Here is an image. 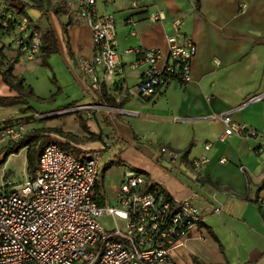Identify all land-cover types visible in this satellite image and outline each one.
Returning <instances> with one entry per match:
<instances>
[{
    "label": "crops",
    "instance_id": "obj_1",
    "mask_svg": "<svg viewBox=\"0 0 264 264\" xmlns=\"http://www.w3.org/2000/svg\"><path fill=\"white\" fill-rule=\"evenodd\" d=\"M73 6L49 4L44 11L36 9L37 16L27 7L35 26L56 34L59 51L48 57L49 65L42 50L28 58L15 33L4 35L0 44L15 61L14 74L23 76L37 97L48 99L57 93L54 77L61 85L53 102L36 103L35 110L61 112L69 104L74 105L69 108L103 104L100 109H82L90 131L101 134L99 138L79 128V108L68 113L74 119H62L81 129L77 133L84 140L68 143L81 157L106 144L111 148L103 150L108 161L119 149L114 157L123 161L120 177L112 165L102 181L103 195L96 192L98 199L114 203L125 170L144 171L170 195L194 199L199 205L201 221L194 236L172 252L179 264H264V147L253 137H224L221 119L230 114L264 135V99L250 101L264 93V0H200L199 7L195 0H145L138 8L132 7V0H114L112 6L100 0L101 11L116 14L119 54L126 68L123 79L106 82L114 105L90 89L89 78L79 69L78 59L92 58L95 51L88 22L77 13L69 15ZM156 10H163L165 19L150 20L149 12ZM178 18L197 45L192 79L184 84L172 81L154 96L141 95L136 86L142 69L131 66L138 58L134 48L161 49L160 63H165L167 36ZM6 39L9 43H3ZM0 95H14L2 79ZM5 108L9 107H0L2 114ZM209 142L211 160L196 171L193 160L205 154ZM163 147L177 152L178 158L171 159Z\"/></svg>",
    "mask_w": 264,
    "mask_h": 264
},
{
    "label": "built area",
    "instance_id": "obj_2",
    "mask_svg": "<svg viewBox=\"0 0 264 264\" xmlns=\"http://www.w3.org/2000/svg\"><path fill=\"white\" fill-rule=\"evenodd\" d=\"M103 1L109 6L114 3ZM144 1L132 0V7H141ZM99 2L45 0L54 8L74 4L69 15L77 13L91 27L95 54L92 58L80 57L78 66L94 91L111 78L123 79L126 71L119 54L116 14L101 11ZM165 17L163 10L149 12L148 16L154 22ZM173 25L174 32L167 36L165 63H160L161 49L134 48L138 58L131 66L142 69L136 86L141 95L154 96L172 81L184 84L192 79L197 45L183 32L180 18ZM34 26L14 7L0 4V34L15 33L30 59L41 52L44 42L42 30ZM263 99L264 93L253 95L250 101ZM102 107L96 103L78 108ZM221 119L226 126L224 137H253L261 139L264 147L263 134L250 130L230 114H223ZM25 133L23 123L0 122V145H15ZM212 145L207 143L205 154L193 160L196 171L210 162ZM162 152L171 159L178 158V153L168 147ZM108 157L101 149L77 157L57 142L44 146L37 160V176L18 188L0 190V264H179L172 252L194 236L201 221L198 203L170 195L146 172L133 168L125 170L114 203L100 202L95 185L100 160ZM104 216L114 218L113 228L102 224L99 218Z\"/></svg>",
    "mask_w": 264,
    "mask_h": 264
},
{
    "label": "rangeland",
    "instance_id": "obj_3",
    "mask_svg": "<svg viewBox=\"0 0 264 264\" xmlns=\"http://www.w3.org/2000/svg\"><path fill=\"white\" fill-rule=\"evenodd\" d=\"M29 1H30V4L33 5V2L31 0H29ZM1 3H4V1L0 0V4ZM28 7L31 10L30 13L33 16H37L36 12H35L37 8L31 7V6H28ZM45 18H46V16H44V18H42V20H41L42 25H45V21H44ZM2 39H3V36L0 35V41ZM3 43H9L8 39L3 41ZM7 55L9 56L7 47L5 45L1 47V44H0V79H2V74H1L2 70L6 67V64L9 62V60H11ZM26 65H27V63H26ZM26 65H24V66H26ZM52 81L54 82L53 79H52ZM2 82L4 83L3 79H2ZM57 85H59L61 87V85L58 83V81H57L56 86ZM59 94H57V95H59ZM34 96L36 98L35 97L30 98V103L32 104V106L35 105L36 103L47 102V101H43L40 97L38 98L35 94H34ZM48 103H51V102H48ZM13 108H14V110L11 107L5 108L4 110H2V111H4L3 114L0 112V115L2 114V116H0V122L2 124L23 123L26 127L25 136L30 135V134H36V133H38L41 136L42 142L39 143L34 148L35 149L34 150L35 159H37L38 149H40V150L43 149L44 146L49 144L50 140H56V142L58 144H60L66 151L74 153L77 157H81L79 154V151L76 148L68 146L69 145L68 143H71L70 141H75V138L79 142H82L84 140L83 134H81L83 131H81L79 133L81 135H78L77 131L81 130L83 128L80 124L78 126L81 129H79V128L77 129V127L75 129V127H74L75 125H73L71 121H63V120L74 119V115L68 114V113L72 112V110L75 111V109H78V107L77 108L76 107L75 108H68V109L62 108V109H60L61 112L55 111V112H49V113L48 112L44 113L40 110H34V111H31L28 113H21L19 111V105L13 106ZM3 117H5V118H3ZM56 118H58V119H56ZM1 119H3V120H1ZM11 119H15V121L14 122L12 121V123H11L10 122ZM51 124H54L55 126H52ZM74 124H76V123H74ZM55 128L60 129L64 133H66V131L70 128L72 131L69 132V134H72L75 138H72V137L69 138V137L63 136L61 134H59L60 137H58L55 135V133L51 132ZM109 144H111V143H109ZM9 146H11V144H9V143H3L0 145V159H2L4 157ZM109 146H107L105 144V146L98 147V148H100L101 150L110 151L111 148ZM95 149L96 148H92V150H95ZM117 150L118 151H116L115 154L119 155V153H118L119 149H117ZM116 155H114V156H116ZM114 156L111 157L108 161H106L104 158H101L99 168H100V171H103L105 166H107L109 164L116 165L114 168V172H116L117 177H120V169L118 168V166L121 165L123 163V161H121V159L120 160L117 159ZM28 164H29L28 147L22 148L18 153L10 154L7 157L6 161L3 164H0V190L7 189V188H18L21 185H23L26 181H28L29 179L36 177L37 176V166L35 167V169L33 171H29L28 170ZM99 219L106 228H113L115 226V220L113 217L104 216V217H100ZM117 220L119 222L122 221L120 218H118Z\"/></svg>",
    "mask_w": 264,
    "mask_h": 264
},
{
    "label": "trees",
    "instance_id": "obj_4",
    "mask_svg": "<svg viewBox=\"0 0 264 264\" xmlns=\"http://www.w3.org/2000/svg\"><path fill=\"white\" fill-rule=\"evenodd\" d=\"M3 1L8 6L14 7L17 10V12L26 15L30 20H31L30 15L27 12L28 6L35 7L37 9L44 11L47 8V5H49V4L45 3V0H31L33 2V5H31L28 2L23 1V0H3ZM195 2H196L197 7H199L200 6V0H195ZM34 27L36 29H39V27H37V26H34ZM7 34H10V33L4 32L0 35L4 36ZM43 39H44V42L42 45V51L45 52L44 63H45V65H49L48 57L52 53H56L59 51L58 40H57L55 32L52 29H49V30L43 32ZM14 64H15V61L13 59L9 60V62L6 64V67L2 70V73H1L4 83L14 92V95H10V96L0 95V107H12V106L19 105V111L21 113H28V112L34 111L35 109L30 103V98L35 97L33 87L32 86H25V84H24L25 78L21 75L14 74ZM53 80L57 84V80L55 77L53 78ZM57 87H58V91L52 97H50L48 99H43V98H41V99L43 101H47V102L54 101L56 95L61 92V87L59 85H57ZM98 95L103 100V102L114 105V101H113L112 96H110L107 93L106 83L102 84L101 89L98 91ZM120 105H122V104H120ZM69 107H74V105L69 104V105L64 106V108H69ZM76 113L79 117L80 124H81L82 128L85 130V132L92 134V137H98L99 138L101 136V134H96V133H93L90 131L88 123L82 114V109L76 110ZM12 121L14 122L15 119L10 120L11 123H12ZM51 132H55V133L61 134L63 136H67L69 138H71V137L75 138L72 134L64 133L60 129H57V128H55ZM41 142H42V139L38 133L24 136L15 145H11L8 147L7 152L5 153L4 157L2 159H0V164H3L10 154L18 153L22 148L28 147V159H29L28 170L33 171L35 169V167L37 166V160H38V157H39L41 150H42V149L41 150L38 149L39 155L37 154V159H35V153H34L35 149L34 148H35V146H37ZM52 142H56V140H50L49 143H52ZM111 166H112L111 164L105 166L104 170L99 173V177H98L96 185H95V189H96V192L98 193V195H103L102 194L103 193L102 181H103V178L105 177V172ZM156 185L160 188H163L161 185H159L157 183H156Z\"/></svg>",
    "mask_w": 264,
    "mask_h": 264
}]
</instances>
